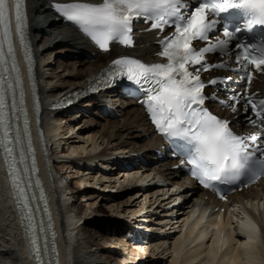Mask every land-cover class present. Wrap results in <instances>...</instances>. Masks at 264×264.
Here are the masks:
<instances>
[{
    "label": "snow or ice",
    "instance_id": "6c2138e0",
    "mask_svg": "<svg viewBox=\"0 0 264 264\" xmlns=\"http://www.w3.org/2000/svg\"><path fill=\"white\" fill-rule=\"evenodd\" d=\"M51 7L105 53L113 42L134 47L138 24L153 33L160 48L156 54L166 63L117 58L91 88L98 92L100 84L111 87L117 77L134 85L129 95L146 109L157 132L172 144L173 155L184 167L190 166L189 174L201 186L224 200L233 186L264 179V98H255L257 93L251 92L254 73L264 74V0H72ZM14 9L15 37L23 49L35 95L26 0H14ZM194 42L204 46L196 47ZM209 55L219 57L220 62L212 63ZM211 69L232 75L203 80L202 73ZM233 76L239 86L223 100L217 92ZM208 85L211 95L205 91ZM85 91L69 94L58 105L71 104ZM208 101L230 108L232 119L214 114ZM35 103L39 112L38 98ZM245 125L259 132L245 135L234 130ZM0 151L17 211L26 221L35 264H59L51 216L38 178L7 0H0ZM221 186H227L226 190ZM34 190H39L38 197ZM38 201L44 204L46 222H36ZM247 227L250 232L258 231L251 222Z\"/></svg>",
    "mask_w": 264,
    "mask_h": 264
},
{
    "label": "bare ground",
    "instance_id": "6f19581e",
    "mask_svg": "<svg viewBox=\"0 0 264 264\" xmlns=\"http://www.w3.org/2000/svg\"><path fill=\"white\" fill-rule=\"evenodd\" d=\"M32 1H34V5L31 8V12L36 19L35 23H33L32 25V28L33 32L36 34L37 37L39 35V29L43 30L46 24H50L53 22V26H50L48 30L51 33L56 32V35L60 34L62 36V48H67L68 51H71V53H73L75 56L83 54V52L78 51V48L85 50L86 52H91V50L87 48V43L83 40V38L77 35L76 30L65 26L63 22L58 20V17L55 16L53 13L49 12V10L46 9L44 5L46 2L49 1L70 2L72 0ZM51 29H54V32ZM56 43L57 42L55 41V45ZM73 46H75V48ZM145 51L148 52V50ZM110 55H112V57L117 56L115 52L109 55H103V57L98 56L93 60L88 58L87 56H84V58L83 56H80V58H83L81 59L82 61H86V63H88L87 68H85L86 74L90 77L91 75L96 73L102 65L108 63V60L106 58ZM62 84L67 85V88H64V86H62L63 88L58 86L56 88L49 89L52 90L51 97H58L71 93L72 91L78 90V87H86L88 85V80H85L84 76H78L76 79H72L71 81H62ZM102 94L103 93H101L100 95L102 96ZM88 100V105H90L91 107H100L98 106V104L104 107L103 102L98 101L103 100L99 96L90 97L88 98ZM43 103L47 105L48 102L44 101ZM74 109V111L71 110L72 112H60V115L57 118L55 117V114L53 112L48 111H45L43 116L44 127L47 130V135L53 138V142L51 144L54 145V150L57 155V157H55V169H59V174L57 169L55 171L54 184H49V182L47 181V176L43 174L45 179V187L50 198L49 210L51 212L54 231L57 236L55 241L57 245L56 249L59 255V264H114L112 263V261H110V258L107 255V253L109 251L111 252L112 250H114V248L112 249L101 246L95 247L93 241L94 238H92L90 230H88L86 226L91 224L90 226L96 228L94 233L98 234L99 232V235L96 239L101 238L102 234H100L101 231L99 230H103L104 228L109 231L115 230L118 232L120 230L127 229V231L130 233L127 235H132V237L134 238L138 235H141L140 233H138V231L140 227H142L141 225L143 223L133 222L134 224H131L129 221L126 220L119 221L118 223H112V221L109 220L106 222L104 220L101 221V218L97 221H92L91 219H95L97 216L101 215L98 210L94 209L97 203H94L95 201L93 202V200H95L96 194L93 191L92 193H87L85 195V198H87L86 201L89 204V208L86 209L84 213H79L78 207L73 202V191L70 190V187H68L69 185L67 182V180L69 179V175H73L72 171L74 170L72 169V167L74 165L76 166L73 167L74 169L76 168L74 177H77L78 184L80 183L79 185H82L81 188L78 187V189L80 190L82 188L86 190L85 187L90 186L93 183L92 186H98V184H102L103 186L101 188L104 187L102 191H106L107 188H112V181H115V183L113 184L114 186L115 184H117V188H123L122 186L124 184L130 187L132 186L134 181L126 177L140 175L139 178L135 179L139 183L138 186L137 184L133 186L131 188V191L132 189H138V192H136L134 196L139 198L144 197L143 204L141 206L139 205V208H137L138 211L137 209L133 210L131 216H144L142 218L146 219V222L150 221V226H154L155 223L159 226L169 224L174 225L176 223H180L187 216L186 211L189 210L191 204L189 197L197 196V191L188 190L185 192L184 189L181 190L183 186L190 185H188L187 183L185 184V181L183 179L184 177L181 178V180H173V178H178V176H182L179 171L168 170L167 172H163V169H166L170 166L169 161L165 160L162 161V164L160 165L161 170H157L156 167L150 168L149 165L143 164L140 167L135 166L133 162H130V164L133 166L132 168L126 171H120V175L118 177H114L113 172L118 169L119 165H116L112 161H105V159H110V157L119 149L117 148L119 144H117V142H114V137L112 138L111 135L106 136L102 134L100 135L98 133H87L85 136L87 137V141L85 144L87 146L89 145L88 147H86L85 144L82 147H77V145L71 146L72 148L69 147L70 141L67 140L68 138L66 136L67 134L73 135V133L77 129V126L73 124V122H75L74 118L73 120L71 118V114H75L78 112L77 107L74 106ZM105 110L107 112H110L106 108ZM124 112L126 123L124 125L114 123V125H112V129H117L119 132L125 130V132L129 135L134 134V140H143L144 138H148V152L145 155H148L149 160H159L158 157H152V153L154 151L151 147L154 143L157 142V140L153 137L151 128L149 127L148 122L142 111L133 102H129ZM80 139L81 137L79 138V141ZM82 142L84 143V140ZM63 146H68V149L72 150L75 154H78V152L80 151L81 154L86 153V155L89 154V156L85 157L74 155L75 157L72 156L73 158L71 157V159H65V157L67 156L66 153L64 154V152L60 151ZM124 152L130 153V151L128 150H124ZM91 153L93 154L91 155ZM61 158L64 159L60 160ZM61 161L64 162L61 163ZM97 162H99L102 166H105L103 167L105 170L106 168H109L112 173H106V171L102 169L95 170L97 169L95 166ZM107 163H109V165H107ZM82 170H86V173H84V171L82 172ZM63 172L67 177H64ZM155 172H158V174H160L158 176L167 179L165 184L151 186L147 183L148 180L146 179H150ZM143 184L144 186H142ZM97 186L95 188H98ZM112 189L110 190L112 191ZM171 189H174L175 193L173 191L172 196L167 200V202H162L163 204L161 203V205L169 207L170 205L178 204V206H181V201L186 202L187 207L182 209V211L177 212V215H181L180 218H178L176 221H174V217L172 218L173 213L177 210L176 208H178L177 206H173L172 210L166 209L162 211L164 212L162 214V219L153 218L157 215L159 210H154L153 217H148L146 214H148V212H152V208H154V205L157 204L160 200H162V195H159L160 199L155 198L152 200L151 197L158 195L164 190H169L170 192ZM129 190L125 192L127 193ZM99 196L100 198L101 196H103V199L105 200L115 199L112 200V203L109 205V208L113 213L118 212L119 209L123 208V206L129 201H131V199L133 198L131 195L130 199L126 198L129 200L125 201L124 197L123 201L122 198H119V195L111 197V199L108 197L110 195L99 194ZM251 196L257 199H264V193L261 192L253 193ZM197 199L198 197H195V200ZM237 200L241 201L242 199L237 198ZM13 202V195L10 187L7 186V178L5 172L2 166H0V233L4 236H7V239L3 240V244H0V264H35V261L31 257V251L24 227L25 223L18 216L19 214L17 215V211L15 209V206L13 205ZM252 206L253 205H251V207ZM237 207V209L240 210L239 207L241 206ZM158 208L160 209V207ZM88 210H90V212ZM254 211L262 215L264 218V212H260L259 209H254ZM232 216L233 214L229 212L227 220H225V222L223 223V227L215 233L211 232L213 230H206L211 224L214 223V220L209 221L208 226L203 227L202 229H200L201 222H198L193 225H190L187 229H184V232L180 237H178L180 235V231L173 237L168 236V234H160L161 236L159 237L149 238L151 240H149L148 242H143L142 244L139 243L141 245L135 246L140 249V252H143L142 250H144L145 253L149 255L151 254L152 257H157L158 260H160L162 256L166 257L170 254V257H173L171 258L172 260L170 261V264H261L260 256L264 259V229L262 230V232L259 230L256 232H250L249 228L247 227L250 221L242 222V219H239V224L243 228L242 235L247 236V242H242V239L232 240V236L228 232L230 228H233L231 226V220L234 219L232 218ZM146 222L144 220V223ZM116 224L119 226V228L114 227ZM219 225H222V222H220ZM133 226H135V228H133ZM141 229L142 232L147 231L144 226ZM210 229H214V225ZM223 234L226 235L224 236ZM139 238H144L146 240L145 237H137V239ZM118 253L121 254V258L123 259L122 264L128 263V260H125L127 258L124 257V253H122L121 251H119ZM134 264L136 263L134 262ZM139 264H142V262L139 261Z\"/></svg>",
    "mask_w": 264,
    "mask_h": 264
},
{
    "label": "rangeland",
    "instance_id": "374dc122",
    "mask_svg": "<svg viewBox=\"0 0 264 264\" xmlns=\"http://www.w3.org/2000/svg\"><path fill=\"white\" fill-rule=\"evenodd\" d=\"M50 26L52 27V25H49V24L45 25L44 31L41 33V37L39 36L37 39L39 42L37 44H39V45L36 47V48H38L39 51L40 50L42 51L41 54H38L39 55V61L41 62L40 71H41L42 75L44 73V75L47 76V79H41V90H40V92L42 95V99L44 101L46 99H49V98H55V97H51V94H52L51 91L52 90H49L50 88H56L58 86L59 87L64 86V88H67V85H65V84L63 85L62 81H69V80L71 81L72 79H76L78 76H84L85 80H89L92 77V75L89 77L85 72L86 71L85 68H87L88 63H86V61H82L80 58H78L73 53H71V51H68L67 48H62L63 47V44H62L63 41L61 38L62 36L56 35L57 34L56 32L55 33H51V32L49 33L48 28ZM51 30L53 31L54 29H51ZM53 35H54V37H53ZM55 41L58 44L56 43V45H55ZM43 68H44V71H43ZM88 102H89V100H87V99L82 100L80 103V110L75 114L73 113V115L71 116L72 120L74 118L75 122H73V124L77 126V127L75 126L77 129L73 133V135L67 134V136H66L68 138L67 140L70 141L69 143L72 144V145L69 144V147H71L73 145H77V147H79V146L82 147V146H84V144L87 141V139H86L87 137H85L87 133L88 134L98 133L100 135L101 134L106 135V136L111 135L112 138L114 137L113 138L114 142H117V144H119V146H117V148H119L121 150L136 151L137 153H139L141 155V157H143L145 159L148 158V156L145 155L148 152V150H147L148 138H144L143 140H139V139L134 140V138H133L134 134L133 133H132L133 135H131V134L129 135L128 133L125 132V130L119 132L117 129H115V130L112 129V125H114V123L121 124V125H124L126 123L125 117H124V114H125L124 111L127 107V104H129L128 101H126V100H119V101L113 100L112 101V103L116 107L117 112L120 115V116H117L114 118L106 117L103 114L102 109L105 107H102L99 104H98V106H100V107H94V106L91 107L90 105H88ZM131 106H133V105H131ZM92 130H93V132H92ZM80 137H81V139L79 141ZM83 140H84V143L82 142ZM88 146L86 145V147H88ZM69 147L63 146L60 150L61 152H64V154L66 153L67 158L65 157V159H71L72 156L73 157H75V156L88 157L89 156V154L86 155V153L81 154L80 151L78 152V154H75L72 150L68 149ZM70 152H73V153H70ZM92 154L93 153H91V155ZM63 159L61 158L60 160H63ZM136 160L140 161L139 158H136ZM62 162H64V161H61V163ZM161 164L162 163L154 162V161L153 162L150 161V163H149L150 167H156V168L160 167ZM73 167H72V169L74 171H72V169H71V171L73 172L72 173L73 175H71V174L69 175V179L67 180V182L69 185L68 187H70V190L73 191V194H72V196L74 197L73 202L78 207L79 213H82V212L84 213L86 211V209L89 208V204L86 201L87 198H85V195L87 193H92V191L94 193H96L95 194V200H93V202L95 201L94 203H97V204L95 205L94 209L98 210V212L101 215L97 216L95 219H91L92 221L93 220L97 221L98 219L101 218L100 219L101 221L104 220L106 222L109 220V221H112V223H118L119 221H123V220L129 221L131 224L143 223L141 226L142 227L144 226V228H146L147 231H151L154 234H158V235L168 234V236H171V237H173L174 235H176L180 231L178 223H176L174 225L169 224V225H161V226H159L158 224L155 223L154 226L153 225L150 226L149 225L150 221L146 222V219L142 218L144 216L140 215L142 217H136L137 216L136 215L135 217H132L131 216L132 211L136 210L137 208H139V205L141 206L143 204L144 197L139 198V197L134 196L136 194V192H138V189L137 190L132 189V191L129 190L126 193L125 192L126 190H122L120 187H119L120 189L117 188L116 187L117 184H115V186H114L113 183H115V181H112V188L113 189L107 188L106 191H102L104 188V187L101 188L103 186L102 184L101 185L98 184V186L97 185L92 186L93 183L90 186H86L85 187L86 190H84L83 188L81 190L78 189V187L81 188L82 185H79L80 183L78 184L77 177H74V174L76 172L75 171L76 168L74 169ZM81 169H83V168H81ZM57 171L59 174V169H57ZM83 171L84 170H82V172ZM120 171H121V169H117V171L113 172L114 177L115 176L118 177L120 175V173H119ZM162 171L167 172L168 169L166 168V169H163ZM84 173H86V170L84 171ZM65 176L66 175L64 173V177ZM173 180L174 181L175 180H181V177L178 176V178L177 177L173 178ZM96 186L98 188H95ZM110 189H112V191ZM99 194L110 195V196H108L110 199H111V197H115V196L119 195V198L120 199L122 198L123 201H124V197H125V201L129 200L131 195L133 198L131 199V201L126 203L123 206V208L119 209L118 212L113 213L110 210L109 205L112 203V200H115V199L105 200V199H103V196H101V198H100ZM98 197H99V199H98ZM126 198H129V199H126ZM186 207H187V203L183 202L182 205L176 209H180L179 211H182V209H184ZM164 208H165V206L162 205V207H160V210L158 209L159 211H158L157 215L154 217H153V215H151V216L147 215V216L153 217L154 219H162V214L164 213L162 211L166 210L167 207L165 209ZM172 209L173 208H170V210H172ZM88 211L90 212V210H88ZM137 211H138V209H137ZM180 216L181 215H175V212H174L172 218L174 217V219H175L174 221H176L178 218H180ZM154 219H153V222H154ZM144 220L146 223H144ZM90 225H88L86 227L88 228V230H90V234L92 235V238H94L93 241H94L95 247L101 246V247H108V248H112V249L114 248V250H112L111 252L109 251L107 253V255L110 258V261H112V263H114V264H118V263L122 264L123 259L121 258V254L118 253L119 251L124 253V257L127 258V259H125V260H128V263H126V264H134V262L136 264H139V261L142 262V264H170V261L172 260L171 258H173V257H170V254H169L166 257L162 256L161 257L162 260L161 259L158 260L157 257H152L151 254L149 255V254L145 253L144 250H142L143 252H140V249H138L137 246H135V245H141L143 242L137 240L135 237L133 238L132 235H130V236L127 235V234H130L127 231V229H123V230H120L118 232L115 230L109 231L106 228H104L103 230H99V231H101L100 234H102L101 238L96 239L97 236L99 235V232H98V234H95L94 232H95L96 228L92 227ZM114 227L119 228V226L117 224ZM177 229H178V231H177ZM4 239H7V236H4L3 234L0 233V244H3ZM95 240H97V241H95ZM139 243H141V244H139ZM260 259H261L260 260L261 264H263L264 259L261 256H260Z\"/></svg>",
    "mask_w": 264,
    "mask_h": 264
}]
</instances>
